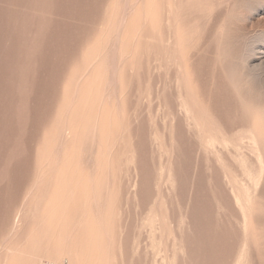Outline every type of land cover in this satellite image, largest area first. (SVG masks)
Masks as SVG:
<instances>
[{"label": "rangeland", "instance_id": "374dc122", "mask_svg": "<svg viewBox=\"0 0 264 264\" xmlns=\"http://www.w3.org/2000/svg\"><path fill=\"white\" fill-rule=\"evenodd\" d=\"M0 264H264V0H0Z\"/></svg>", "mask_w": 264, "mask_h": 264}, {"label": "bare ground", "instance_id": "6f19581e", "mask_svg": "<svg viewBox=\"0 0 264 264\" xmlns=\"http://www.w3.org/2000/svg\"><path fill=\"white\" fill-rule=\"evenodd\" d=\"M50 231H51V230H50ZM59 237H60V236H59ZM49 239H50V238H49ZM58 247H59V246H58ZM48 249H49V248H48ZM55 253H56L57 255L59 254L57 250H56ZM65 254H66V253H65ZM57 257H58V256H57ZM33 258H34V257H33ZM68 259H69V261H71V260H72V259H71V256L68 255ZM68 259H67V260H68ZM32 260L34 261V259H32ZM33 261H30V262H33Z\"/></svg>", "mask_w": 264, "mask_h": 264}]
</instances>
